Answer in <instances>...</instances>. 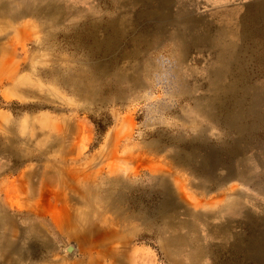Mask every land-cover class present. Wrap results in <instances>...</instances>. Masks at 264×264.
I'll return each instance as SVG.
<instances>
[{
  "label": "rangeland",
  "instance_id": "rangeland-1",
  "mask_svg": "<svg viewBox=\"0 0 264 264\" xmlns=\"http://www.w3.org/2000/svg\"><path fill=\"white\" fill-rule=\"evenodd\" d=\"M0 264H264V0H0Z\"/></svg>",
  "mask_w": 264,
  "mask_h": 264
},
{
  "label": "bare ground",
  "instance_id": "bare-ground-1",
  "mask_svg": "<svg viewBox=\"0 0 264 264\" xmlns=\"http://www.w3.org/2000/svg\"><path fill=\"white\" fill-rule=\"evenodd\" d=\"M30 9H31V8H30ZM66 188H67V187H66ZM75 190H76V189H75ZM76 191H77V190H76ZM78 191H79V190H78ZM60 196H61V195H60ZM59 198H60V197H59ZM63 201H64V200H63ZM55 206L58 208V205H55ZM55 206H54V207H55ZM65 207L67 208V206H65ZM68 208H69V207H68ZM72 212H73V211H72ZM171 213H172V212H171ZM82 222H83V221H82ZM75 224H76V223H75ZM76 225H77V224H76ZM78 225H79L80 227L82 226L81 223H79ZM73 226L75 227V225H73ZM91 227H92V226H91ZM91 230H92V229H91ZM107 231H108V230H107ZM91 232H92V231H91ZM95 233H96V232H95ZM90 234H92V233H90ZM98 237H99V236H98ZM100 237H101V235H100ZM90 249H91V248H90ZM72 250H73V247H71L70 251H72ZM92 250H93V249H92Z\"/></svg>",
  "mask_w": 264,
  "mask_h": 264
},
{
  "label": "water",
  "instance_id": "water-1",
  "mask_svg": "<svg viewBox=\"0 0 264 264\" xmlns=\"http://www.w3.org/2000/svg\"><path fill=\"white\" fill-rule=\"evenodd\" d=\"M72 246L69 247V249H71Z\"/></svg>",
  "mask_w": 264,
  "mask_h": 264
},
{
  "label": "crops",
  "instance_id": "crops-1",
  "mask_svg": "<svg viewBox=\"0 0 264 264\" xmlns=\"http://www.w3.org/2000/svg\"><path fill=\"white\" fill-rule=\"evenodd\" d=\"M14 16V14H12Z\"/></svg>",
  "mask_w": 264,
  "mask_h": 264
}]
</instances>
